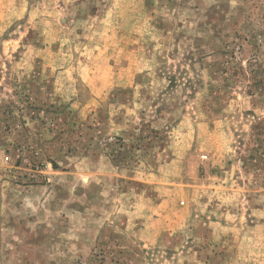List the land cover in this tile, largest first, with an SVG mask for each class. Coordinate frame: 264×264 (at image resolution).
<instances>
[{"label": "rangeland", "instance_id": "obj_1", "mask_svg": "<svg viewBox=\"0 0 264 264\" xmlns=\"http://www.w3.org/2000/svg\"><path fill=\"white\" fill-rule=\"evenodd\" d=\"M0 264H264V0H0Z\"/></svg>", "mask_w": 264, "mask_h": 264}]
</instances>
